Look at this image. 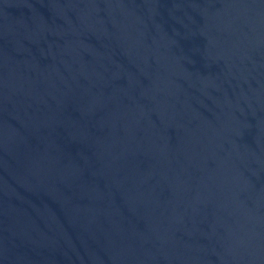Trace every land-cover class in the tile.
<instances>
[{"label":"water","instance_id":"1","mask_svg":"<svg viewBox=\"0 0 264 264\" xmlns=\"http://www.w3.org/2000/svg\"><path fill=\"white\" fill-rule=\"evenodd\" d=\"M0 264H264V0H0Z\"/></svg>","mask_w":264,"mask_h":264}]
</instances>
